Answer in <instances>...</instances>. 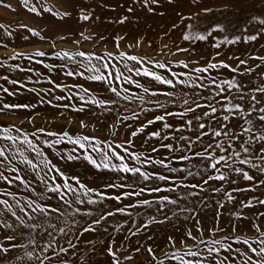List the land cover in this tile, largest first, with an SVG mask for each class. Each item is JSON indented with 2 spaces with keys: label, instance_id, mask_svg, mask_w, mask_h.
<instances>
[{
  "label": "snow or ice",
  "instance_id": "snow-or-ice-1",
  "mask_svg": "<svg viewBox=\"0 0 264 264\" xmlns=\"http://www.w3.org/2000/svg\"><path fill=\"white\" fill-rule=\"evenodd\" d=\"M20 2L29 13L50 14L65 23L98 21L96 7L111 12L121 10L117 16L108 18L109 24L125 25L138 20L141 14L167 20V29L164 24L160 25L161 36L170 38L174 30L181 28L180 39L190 45L210 41L214 51L210 59H205L202 55H193L194 48L177 46L175 52L188 53L190 58L177 60L175 63L188 71L176 72L169 67L171 61L131 52L145 42L151 47L152 41L146 34L134 35L126 45L129 51H125L121 42L128 38V32L109 38L97 32L85 35L82 31L79 35L84 41L98 37V45H104L102 54L81 47L55 50L53 43L50 53L36 49L27 57L29 60L46 55L58 57L66 61L60 65L65 77L100 82L110 97L101 96L82 84L59 83L32 67L0 62V67L32 73L26 77L30 83L46 80L63 93L56 95L53 88L28 87L20 80L0 77L10 85H19L15 91L0 85V93L14 96L20 89H26L35 94L34 103L0 106V113L33 110L25 118L31 130L22 126L23 121L0 124V182L5 185L0 188V236L7 243V246L0 243V253L6 254L4 259L12 255L8 264H127L129 261L144 264L137 259L141 252L147 253L148 264H264V225L260 222L264 220V211L260 210L264 209V198L237 199L230 194V191L242 193L264 188V55L242 58L231 53L221 58L220 51L224 46L247 44L264 37V0H251L247 4L249 8L259 4V11L251 20L258 22L260 29L252 34L247 30L244 34H225V26L215 19L210 24L204 23L217 13L223 15L233 9L244 12L246 0H212L219 7L209 6V0H123L119 4L100 0L95 6L83 0H60L61 7L55 10L39 0ZM0 5L16 10L4 0H0ZM19 27L33 36H41L27 25ZM0 29L7 36L14 35L4 24H0ZM59 39L64 40L65 36ZM108 39L113 50L107 46ZM73 43L80 45L81 40ZM167 47L162 45L161 51ZM169 54H173L171 49ZM24 57V52H18L9 59ZM250 60H258L260 64ZM44 67L51 73L55 65ZM157 69L168 71L164 74ZM219 70H228L231 75L221 78ZM253 74L259 78L256 84L251 82ZM33 76L40 79L33 80ZM145 78L147 84L141 82ZM153 82L167 86V90L150 87ZM179 85L192 89V94L184 89L178 91ZM61 101L64 103H58ZM41 105L86 113L91 120L77 119L76 133L70 131L74 119L71 115L68 127L62 130L50 127L56 117L46 121L49 127H37L35 117L42 115L37 110ZM114 109L113 122L106 124L110 138L84 131L91 128L94 133L102 119L106 121V114L112 115ZM256 113L259 114L253 120L251 117ZM175 117L180 118L179 122H171L170 118ZM157 124L158 127L148 131L149 126ZM118 127L124 128V139L118 138ZM137 137L143 138L140 150H130L136 148ZM171 161H188L196 170L172 166ZM76 167L90 173L89 179L96 183H86L82 173L72 171ZM108 173L115 174V178ZM239 180L247 182L246 186L241 188ZM209 182L219 185L211 187V192L223 193V199H217L215 205L208 203L207 196L198 199ZM109 202H114L111 208ZM226 204L238 209L230 211L227 228L219 222ZM210 208L211 217L208 216ZM253 209L249 219L247 212ZM117 213L127 215L135 225V230L128 229L131 237L143 230L145 240L155 242L156 236L148 234L150 227H164L178 216H183L185 221L192 220L195 234L192 228L186 229L179 239L165 234L161 241L164 247L159 243L133 245L129 240L131 252L128 254L123 241L117 247L115 240H100L101 247L97 249L95 241L86 239L85 234L101 230L108 233L109 228L104 225ZM128 222L115 223L113 231L121 230ZM206 222L211 226L205 227ZM206 232L210 235L206 236ZM229 239L246 247L233 248L227 242ZM80 242L88 247L80 250ZM69 255L73 259L69 260Z\"/></svg>",
  "mask_w": 264,
  "mask_h": 264
},
{
  "label": "rangeland",
  "instance_id": "rangeland-1",
  "mask_svg": "<svg viewBox=\"0 0 264 264\" xmlns=\"http://www.w3.org/2000/svg\"><path fill=\"white\" fill-rule=\"evenodd\" d=\"M5 3H11L12 7L16 9L15 11H12L10 9H6L3 7V5H0V24H4L9 31H13L14 35L7 36L3 29H0V62L6 61L7 64H20L23 68L32 67L34 69H37L40 73H43L45 76L51 75L52 78L62 84L71 85L72 83H78L82 84L85 87H89L91 90L96 91L99 95L110 97L111 94L107 92L106 88L100 83V82H93V81H87L82 77H65L63 74V70L60 68V65L63 63H66V61L60 60L58 57H54L51 55H46L45 57H35L32 60H29L27 57L28 55H31L34 50L36 49H42L47 52L53 51V43H55V50H75L77 47H81L83 50L86 51H92L95 50L102 54L103 52V44L98 45V37L94 40L90 41H84L80 37L79 33L84 32L85 35H91L93 32H97L100 34H103L105 37H111L116 34H123L125 32L129 33V36L126 40L121 42V47L125 51H129L127 49L126 45L132 41L133 36L136 34L144 35L146 34L148 36V39L152 41L151 47L148 46L147 42H145L141 47L139 48H133L131 49V52L133 54H138L140 56H147L149 58H154L156 60H161L164 62L171 61L172 63L169 65V67L176 71V72H187L188 69L182 68L180 65L176 64L175 62L177 60H184L188 59L189 54L188 53H179L175 52V48L177 46L179 47H191L195 49V53L193 55H202L205 59H210L211 54L214 51V49L211 47L210 41H203V42H197L194 45H190L188 42L183 41L180 39L181 35V28H178L174 30L171 34V37H164L161 36V24H164L165 29L168 27V21L167 20H159L157 18H152L148 16H144L141 14L140 18L138 20H134L131 23H127L125 25H118L115 23L109 24L107 22L108 18L115 17L118 15L120 9H117L116 12H111L108 9L96 7L95 14L100 17L98 21H89V22H77L76 20H70L67 23L64 21H58L55 20L50 14H41L36 15L29 13L21 4L20 0H4ZM35 2V0H34ZM107 3L112 4H119L122 3L123 0H105ZM39 3H47L50 6H53L54 10L59 9L61 7L60 0H39ZM83 3L95 6L100 3V0H83ZM251 0H246V10L244 12H237L235 9L232 11L226 13V14H219L213 18L209 17L208 21H204L206 24H210L213 19L220 21L226 29L225 34H244L245 30H247L248 34H252L254 32H258L260 29V26L258 22L252 21L251 16L257 14L259 11V4L257 3L254 7H247V4H250ZM209 6H216L219 7L220 5L217 3L213 5L212 0H209ZM19 25H27L28 27L36 29L38 32H40L41 36H33L31 33H29L25 28L19 27ZM65 36L64 40L59 39L60 36ZM26 37V39H25ZM43 37V39L41 38ZM221 37L218 36V39ZM74 40H81L80 45H76L73 43ZM107 46L109 50H113V44L111 39H108L106 41ZM167 45V48H164L163 51H161V46ZM169 49L172 50L173 54H169ZM222 56L221 58H224V54H231L236 53L237 55H240L242 58H246L249 55H264V37H258L257 41H250L247 44H244L242 42H238L237 44L230 45V46H224L220 49ZM18 52H24L25 57L24 58H15V59H9V57L13 56L14 53ZM37 60H40L41 63H36ZM201 63L204 61L201 60ZM231 63V61H230ZM250 63L254 64H260V61H251ZM45 64H51L55 65L54 70L49 73L48 70L44 67ZM158 72L167 74V69H157ZM216 73V70H213V74ZM32 73L28 72H21L19 70H10L7 67H0V77L7 76L9 79H17L25 84H27L28 87H36V88H53V91L56 95L63 94L61 93L60 89H55L53 85H50L47 83L46 80H41L39 84L30 83L26 77L31 76ZM231 74L228 70H219V76L221 78L227 79L229 78ZM240 78L239 76L237 77ZM40 79L37 76H33V80ZM247 81V78H245ZM258 76L256 74H253L251 76V82L253 84L258 83ZM142 83H148V79H142ZM0 85H3L5 87H9L10 90L15 91L17 88H19V85H10L8 84L4 79H0ZM127 86V85H126ZM150 87H159L162 89L167 90V86L163 85H156L154 82L149 85ZM131 87L133 91H139L135 89L133 86ZM184 89L185 91H188L190 94H192V89L186 88L183 85L177 86V90ZM203 91V90H201ZM163 99V97H160ZM34 103L35 102V94L28 92L26 89H20L19 92H17L14 96H9L6 93H0V106H2L3 103ZM200 103H203V101H197ZM58 103H64V101L58 102ZM126 103V102H121ZM38 111L42 113L41 116L35 117V125L37 127L39 126H45L49 127V125L46 124L47 120L52 119L53 117H56V122L52 124L50 127L54 130H62L65 127H68V117L69 115L73 116L74 119L72 121V124L70 126V131L72 133H76L78 131V123L77 119H89L91 120L90 115H87L86 113H72L69 109L68 111H64L63 109L57 110L53 109L50 106L47 105H41L37 108ZM33 110H27V109H14L6 111L5 113H0V124H9V123H16L20 124L21 121H23L22 126L27 127L31 130V125L27 123V120L25 119L28 115L32 114ZM200 110H197V114H199ZM59 113H63V115H59ZM114 113L115 109L113 110L112 115H107L106 121L102 119L101 123L98 124L95 132L93 133L92 129H86L84 130L88 134H95L100 137H109V131L106 128L107 123H111L114 120ZM259 113L254 114L251 118L253 120L256 119V116ZM247 118V117H246ZM171 122L176 123L179 122L180 118H170ZM129 123H132L129 121ZM241 125L244 126L241 122ZM155 127H158L157 125L149 126L148 131L153 130ZM119 132V139H124L126 134L123 127H118ZM185 135H188L189 133L184 132ZM143 138L137 137L135 140L136 148L130 149V150H140L139 146L142 143ZM149 143H153L150 141ZM67 148H71V145H65ZM49 153H51V150H48ZM164 150L161 149V155H163ZM152 155L151 153H148ZM55 160L56 158L53 157ZM193 161H195V157L192 158ZM63 163V162H60ZM172 166L175 167H184L185 169H191L195 171V168H191V164L188 161H171ZM147 167L151 168V165H148ZM247 167V166H245ZM75 173H82V179L88 183V184H95V180H90L89 175L90 173L83 170L82 167H76L72 169ZM107 175L112 176L113 179L115 178V174L108 173ZM238 185L243 188L246 186L245 181L239 180ZM5 185L3 182H0V188L4 187ZM213 186H219L218 184H214L213 182H209L208 188L205 189L204 192L200 193V196L198 199H202L203 197L207 196L208 203L210 205H215V201L217 199H223V193H214L211 192L210 189ZM227 187V185L225 186ZM117 191V190H113ZM181 191H184L181 189ZM199 192V189H197ZM230 191V190H229ZM237 197V199H244L246 197L250 196H258L260 198H264V188L258 189L253 192H242V193H231ZM133 200L135 198H132ZM54 202V201H53ZM196 202V201H194ZM114 202H109V208H111L112 204ZM127 203V201H125ZM256 208H259L257 205ZM238 209H234L233 205L226 204L223 211V215L220 218V225L222 227L227 228L229 223V213L230 211H234ZM261 211H264V209H260ZM255 211L249 210L247 212V215L249 219L252 218V213ZM213 214L212 209L210 208L208 210V216L211 217ZM133 218L135 217V213H133ZM140 219H143V214H141ZM233 220L235 218H232ZM124 220H128V223H124L123 227L119 231H113L115 223H122ZM262 225H264V220L260 221ZM238 223V222H237ZM247 223V222H245ZM109 228L108 233L98 232L96 234L88 233L85 234L86 239H91L95 241V246L97 249L101 247L99 241L105 240L107 242H111L112 240L116 241V246L120 247L121 241L124 242V247L127 250L126 254L131 252V249L128 248V242L129 240L133 245L137 244L138 242L140 244H146V243H153V246L155 244L159 243L161 244V247H164V245L161 243L163 237L165 234H172L176 236L178 239L182 238L183 232L188 229L192 228L195 234V229L192 223V220L185 221L183 216H178L176 219H174L171 224H168L164 227H150L148 234H154L156 236L155 242L146 241L145 236L146 234L141 231L136 237L129 236L128 229L132 228L135 230V225L131 223L130 218L127 215H123L117 213L113 218H111L106 225H104ZM210 223L206 222L205 227H210ZM254 231V230H253ZM251 234V233H249ZM205 235H210L209 233H205ZM127 237V239H125ZM75 243V241H73ZM228 243L233 245V248L237 247H246L242 246L240 244H237L234 240L229 239L227 241ZM0 243H4L5 246H7V243L3 241L2 236H0ZM63 243V242H62ZM180 245L177 244V247ZM80 250H84L87 245H85L83 242H80ZM159 255V253H157ZM6 254L0 253V264H8L9 261L12 260V255H7L6 259H4ZM122 258V257H121ZM68 259H73L72 256H68ZM93 259H102V257H93ZM137 259L144 261V264H148L149 257L147 256L146 252H141V254L137 257ZM127 264H135V261H129ZM175 264V262H173Z\"/></svg>",
  "mask_w": 264,
  "mask_h": 264
}]
</instances>
